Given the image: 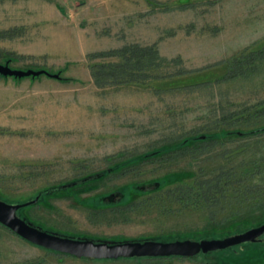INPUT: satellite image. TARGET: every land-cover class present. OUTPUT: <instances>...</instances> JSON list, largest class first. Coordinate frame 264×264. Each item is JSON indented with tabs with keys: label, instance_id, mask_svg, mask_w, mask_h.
<instances>
[{
	"label": "rangeland",
	"instance_id": "rangeland-1",
	"mask_svg": "<svg viewBox=\"0 0 264 264\" xmlns=\"http://www.w3.org/2000/svg\"><path fill=\"white\" fill-rule=\"evenodd\" d=\"M181 1L0 0V30L19 28L13 37L0 39V63L19 54L23 57L14 58L13 68L53 73L65 69L63 76L75 78L0 77V193L10 202L30 201L46 185L100 172L185 136L264 123L257 111L264 100V67L250 78L205 83L225 73L223 62L229 57L264 43V0H191L196 8L162 9ZM130 42H158L163 56L180 57L178 65L163 71L190 72L146 84L97 87L86 55ZM224 115L232 117L225 120ZM263 153L264 135L229 138L202 154L122 166L75 188L69 197L50 198L49 206H30L24 213L58 233L77 237L217 238L207 210L183 206L176 187L146 193L133 206L106 209H94L74 197L112 192L134 181L149 191L154 189L151 182L167 172L186 170L194 176L201 168L211 172ZM246 221L252 224H240L243 231L262 223L264 211ZM232 230L236 228L215 232ZM261 238L259 244L241 245L236 252L209 259L214 264H264V235ZM203 258L165 264H202ZM30 263L136 264L56 255L0 225V264Z\"/></svg>",
	"mask_w": 264,
	"mask_h": 264
},
{
	"label": "trees",
	"instance_id": "trees-1",
	"mask_svg": "<svg viewBox=\"0 0 264 264\" xmlns=\"http://www.w3.org/2000/svg\"><path fill=\"white\" fill-rule=\"evenodd\" d=\"M153 3V0H148ZM195 2L191 0H182L177 5L164 4L162 8L164 11H171L173 9L184 10L187 8H196ZM154 9V8H153ZM19 28L3 29L0 30V39L11 38L15 35L16 30ZM88 67L92 76V80L99 88H106L111 86H121L127 84H146L149 81L165 79L169 77H177L186 75L190 70L178 68L173 71H163L166 66L178 65L180 57L168 59L163 56L159 49L158 42L151 44H141L139 42L126 43L118 48H111L107 50H99L89 52L87 55ZM22 55L8 56L4 63L13 62L14 58H21ZM227 67L225 73L216 78L214 81L205 83H222L239 78H250L259 73L264 67V43L256 48L248 47L237 54L229 57L225 62ZM28 69V68H27ZM38 69V68H36ZM42 69V68H41ZM50 71V70H49ZM65 69H59L54 73H58L61 78L59 80L65 82H72L75 80L73 77L63 76ZM165 72V73H164ZM46 76H29L32 79ZM3 78L4 77L0 75ZM15 80L24 78L12 77ZM26 78V77H25ZM260 108L258 115L264 116V100L258 102ZM257 107V102L253 104ZM231 115H224L223 118L228 119ZM231 121V119H230ZM264 135V123L259 126L250 128H235L227 129L223 127L215 128L208 133H195L191 136H185L172 143L164 144L158 149L143 153L139 156L131 158L127 162L114 164L105 170L83 176L78 179H73L69 182L59 183L55 185H46L35 192L32 199L39 196L35 204L23 207L18 211V214L26 220L32 222L37 226H41L46 230L54 231L43 224L31 220L24 210L27 207H33L41 204H47L50 198L56 197H69L75 188L86 186L97 182L109 175L114 174L120 167H129L136 162L149 161L155 158L169 159L176 156L196 155L202 154L210 150L212 147L225 142L233 137H262ZM174 155V156H173ZM232 161V160H231ZM74 183V185L64 188V184ZM154 185L153 190H145L142 183L131 182L119 187V189L107 192L98 193L89 197H74L78 203L84 202L86 205L94 209H106L117 206H133L141 196L152 191H159L165 187H176L177 196L180 201H183V206H192L194 208H204L208 212V216L214 230L212 232L215 236H228L230 234L243 231L239 225H249L246 218L255 212L264 211V153L250 158H244L242 163L230 164L229 166H219L211 172L201 168L198 170L197 175L191 176L189 171L180 170L167 172L160 178L151 182ZM119 195V199L115 196ZM0 199L10 202L3 193H0ZM21 203V201H17ZM49 206V203L46 205ZM264 222V221H263ZM261 224V223H259ZM1 225V224H0ZM225 225L222 228L219 226ZM257 225V224H256ZM3 226V225H1ZM241 226V225H240ZM254 226V225H253ZM5 227V226H4ZM7 228V227H6ZM236 228V230L222 232L217 234L215 231H225ZM10 230V229H8ZM11 231V230H10ZM204 231L199 230L197 232ZM12 232V231H11ZM56 232V231H55ZM14 233V232H13ZM69 235V234H68ZM71 236V235H70ZM73 236V235H72ZM184 236L168 238H155L158 240H174ZM262 239L257 242H248L233 246L224 250L214 251L208 254H200L196 257H142V258H121L111 260H97L80 258L84 261L93 262H132L136 264H165L174 259H192L198 261V257H204L201 260L202 264H214L209 259L210 255L223 254L230 251H238L239 246L246 244H259ZM53 252V251H52ZM56 255H64L55 252ZM69 256V255H68ZM32 264V263H30Z\"/></svg>",
	"mask_w": 264,
	"mask_h": 264
},
{
	"label": "water",
	"instance_id": "water-1",
	"mask_svg": "<svg viewBox=\"0 0 264 264\" xmlns=\"http://www.w3.org/2000/svg\"><path fill=\"white\" fill-rule=\"evenodd\" d=\"M42 74L57 79L61 78L58 73L50 72L47 69H20L13 68L8 62L0 63V75L4 77L25 78ZM72 185L74 183L64 184L63 187L67 188ZM38 199L39 196L21 203H12L0 199V224L34 245L76 258L117 260L142 257H196L200 254H208L248 242L254 243L260 241L264 235V222H262L243 232L225 237L203 238L200 240L190 238L174 240L143 238L112 241L109 239L70 236L46 230L18 214L21 208L35 204Z\"/></svg>",
	"mask_w": 264,
	"mask_h": 264
}]
</instances>
